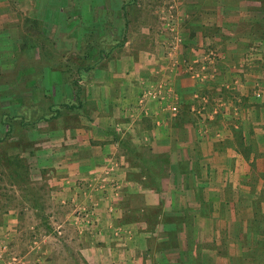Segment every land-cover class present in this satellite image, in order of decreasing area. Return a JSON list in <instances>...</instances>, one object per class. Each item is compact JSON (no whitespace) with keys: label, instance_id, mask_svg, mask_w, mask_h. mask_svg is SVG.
Listing matches in <instances>:
<instances>
[{"label":"rangeland","instance_id":"rangeland-1","mask_svg":"<svg viewBox=\"0 0 264 264\" xmlns=\"http://www.w3.org/2000/svg\"><path fill=\"white\" fill-rule=\"evenodd\" d=\"M121 4H125L124 10ZM201 5L208 7L205 29L191 25L197 18L193 11ZM216 10L222 18L214 16ZM199 28L201 36L196 34ZM230 41L233 48H238L237 54H228ZM159 43L164 50L162 67L164 62L169 69L176 67L181 47L187 51L184 59L193 53L184 68L197 82V90L192 93L197 103L192 111L199 121H221L228 127L244 118L250 123L251 117L255 125L260 123L259 108L264 103V0H0V264L20 263L19 256L10 250H19L21 245L13 249L7 239V233L19 221L23 224L18 228L20 239H27V250L42 249L48 239V245L61 240L57 246L70 253L67 258L61 255L62 264L238 262L232 257L203 255L213 253L214 242H194L188 257L172 251L168 244L162 247L164 242L158 243L157 249L166 251H159L156 262L150 256V245L155 241H142L145 247L135 252L132 248L134 230L142 224L147 236H156L158 223L167 222V216L162 203L166 197H160L165 194L156 192L155 198L160 197L156 204L144 199L156 185L161 188L158 176L148 173L149 161L145 159L151 148L142 145L136 152L138 147L128 144V133L140 118L153 119V103L167 116H174L181 97L170 92L161 100L142 97L145 87L138 86L123 120L114 118L105 129H94L115 148L107 154L94 151L95 144L102 141L91 138L95 121L90 115L101 108L102 98L88 95L92 85L115 71L123 56H132L137 65L146 62V52L156 50ZM172 60L176 61L173 65ZM150 70L154 72L156 67ZM73 81L79 86L77 94ZM106 104L101 103L103 107ZM171 106H175L174 112ZM3 121L9 124L7 133ZM157 155L162 158L158 161L162 171V164H167L162 156L165 154ZM86 156L87 160L80 161ZM262 199L264 192L254 203L259 215L254 220L259 226L252 229L264 235V208L259 207ZM174 217L177 215L170 220L176 225L166 224L168 227L162 229L179 237L182 228L177 222L181 219ZM7 218H14L16 223H7ZM141 220L138 225L136 221ZM71 236L85 239L90 248L99 249V254L103 252L101 239L108 238L110 244L104 254L111 262L95 263L76 240L74 245L82 249V257L76 247L72 248L73 238L69 244L61 239ZM166 238L168 242V235ZM251 241L250 261L264 264V242ZM220 246L222 252H228L224 244Z\"/></svg>","mask_w":264,"mask_h":264},{"label":"crops","instance_id":"crops-1","mask_svg":"<svg viewBox=\"0 0 264 264\" xmlns=\"http://www.w3.org/2000/svg\"><path fill=\"white\" fill-rule=\"evenodd\" d=\"M193 13L194 17L197 18H194L191 25L203 26L205 29L209 21L207 19L208 7L201 5ZM214 16L222 18L221 12L217 10ZM218 25L222 27L221 23ZM201 32V28H199L196 31L197 36H201ZM231 41L226 46V50L228 54L234 55L238 53V48H233ZM179 50L176 69L167 68L165 62L166 65L161 66L163 64L161 55L164 50L159 43L156 50L146 52V57L149 58L146 59V62L143 61L137 65L136 62H132V56H123L115 71L103 75L104 77L99 83L92 85L88 95L94 99L102 98L101 103L104 105L107 103L106 107L100 103L101 108H95L90 115L95 121L94 126H91V138L98 142L102 141V144H95L97 146H95L96 150L94 151L99 153L101 150L102 153L107 154L115 148L113 142L99 135L94 129H105L114 118H117L118 121L123 120V114L134 103L139 87L146 88L154 84L151 81L156 82L159 79L168 81L170 94L181 97V104L177 108V113L169 117L163 112L164 109L157 108L156 104L153 103L152 107L154 108H150L153 119L152 116L140 118L134 124L131 132L128 133V144L138 147L136 152L144 145L151 148V154L146 157L145 161H149L148 173L154 178L158 176L161 188L156 185L149 191L150 194H144V199H148L146 200L147 203L156 204L160 197H166L162 203L168 223H158L156 231L159 234L155 232L156 236L151 237L147 236L141 224L134 230L132 248L135 252V250H141L145 247L142 241H146V243L149 239L151 242L155 241L150 245L152 246L150 256L156 262L157 257L161 255L159 251L162 253L166 251L165 248L157 249L158 243L164 242L162 247L168 244L172 251L182 252L188 257L193 252L194 242L204 244L214 242L213 253L203 252V255L216 257L215 259L225 256L226 258L232 257L238 260L236 264H252L251 256H248L252 255L253 250V247L250 246L253 242L251 240L257 239L264 242V235L261 231L252 229L253 225L256 228L259 226V224H255L254 220L255 217L259 218L254 203L258 201L259 195L264 192V103L259 108L260 121L258 122L260 123L256 125L251 117L249 118L250 123L245 122L247 118H244L228 127L221 121L218 124L212 120L199 121L200 117L198 118L196 113L192 111V106L197 103V100L193 98L195 94H192L194 90H197L195 86L197 82L184 68L190 63L189 60L193 53H188L187 56L185 55L187 59H184L183 54L187 53L186 49L181 47ZM150 65L156 67L154 72L150 70ZM96 105H99L97 101ZM200 110L203 112V109ZM100 112L102 115L97 116ZM217 129L220 131L219 134H216ZM158 153L165 154L162 156L167 162V164H162V171L158 166L159 159H162L157 158ZM133 154L135 155V152ZM136 157L139 158L137 153ZM89 158L91 157L89 156ZM87 159L86 156L80 161L84 162ZM156 192L165 195L158 196L157 199L155 198ZM259 207L260 209L264 208L263 199ZM174 215H177L174 218L179 217L181 219V222H177V225L182 228L179 237L177 233L172 235L163 232L162 229L168 227L166 224L172 225L174 223L173 220H170ZM6 221L7 223L9 221L13 224L16 223L14 218H7ZM141 222L142 220L136 221L138 225ZM17 224L18 226L15 225L16 228L13 226L12 230L7 233L9 236L7 239L14 245L13 249L17 248L18 243L21 245L19 250L10 248L11 254L19 256V264H39L42 262L44 264H62L61 255L64 253L66 258L69 257V250L57 246L61 240L48 245L50 241L48 239L49 241L47 240V244L42 249L27 250V239H20L22 236L18 229L20 228V221ZM129 224L131 223L129 222ZM23 231H25L24 228H22ZM167 235L168 242H166ZM64 238L61 239L69 244L73 236L68 237L67 240ZM73 239L72 248H77V244L74 245V243L76 240L79 241L80 245L78 246H82L86 251L85 255L91 256L93 261H97L95 263L111 262L106 260L104 254L108 250L106 247L109 243L108 238L105 237L100 241L102 254H99L98 248H90L85 239L77 236ZM220 244H224L228 248V252H222ZM77 249L82 251V249ZM74 253L76 254L78 251L74 250ZM81 256L85 257L82 252Z\"/></svg>","mask_w":264,"mask_h":264},{"label":"built area","instance_id":"built-area-1","mask_svg":"<svg viewBox=\"0 0 264 264\" xmlns=\"http://www.w3.org/2000/svg\"><path fill=\"white\" fill-rule=\"evenodd\" d=\"M173 49L174 48H172L171 50ZM175 62H176L175 60H172L170 64L173 65ZM169 91H170V87L166 84V82H164L162 79H159L156 82H154V84L144 88L141 92V96L155 99V100L157 99L161 100L163 99L164 94ZM170 110L174 112L175 106H171Z\"/></svg>","mask_w":264,"mask_h":264},{"label":"trees","instance_id":"trees-1","mask_svg":"<svg viewBox=\"0 0 264 264\" xmlns=\"http://www.w3.org/2000/svg\"><path fill=\"white\" fill-rule=\"evenodd\" d=\"M125 4H121L120 5V8L121 9H123L124 10V8H125V6H124ZM123 13H125V11H123ZM123 27H126V21L124 20V22H123ZM124 32V28H122V31H121V34H120V37H121V40H123V38H124V36H123V33ZM122 42V41H121ZM119 43V44H122V43ZM115 45H117V44H114L113 46H111L110 48H109V51L115 46ZM98 52L99 53H102V50H98ZM76 72H78L79 71V68H76V70H75ZM71 83H73V85H75V92H76V94L78 93V91H79V86H76L77 84H76V81H73V82H71ZM64 106H67V107H71L72 105H67V104H64ZM3 124H5V126H6V133L10 130V128H9V124L6 122V121H3ZM20 160H18V159H16V162L18 163ZM24 167V169H25V166H23ZM21 171H23V170H21ZM23 175V174H22ZM24 176V175H23Z\"/></svg>","mask_w":264,"mask_h":264}]
</instances>
